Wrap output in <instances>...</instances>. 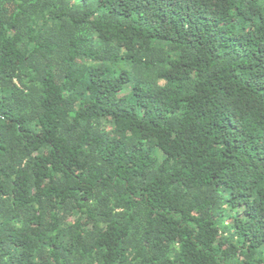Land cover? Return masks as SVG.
Listing matches in <instances>:
<instances>
[{"label": "trees", "instance_id": "trees-1", "mask_svg": "<svg viewBox=\"0 0 264 264\" xmlns=\"http://www.w3.org/2000/svg\"><path fill=\"white\" fill-rule=\"evenodd\" d=\"M0 264H264V0H0Z\"/></svg>", "mask_w": 264, "mask_h": 264}]
</instances>
